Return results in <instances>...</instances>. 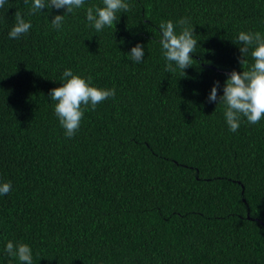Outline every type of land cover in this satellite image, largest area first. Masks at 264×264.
Returning a JSON list of instances; mask_svg holds the SVG:
<instances>
[{
	"label": "trees",
	"instance_id": "trees-1",
	"mask_svg": "<svg viewBox=\"0 0 264 264\" xmlns=\"http://www.w3.org/2000/svg\"><path fill=\"white\" fill-rule=\"evenodd\" d=\"M127 2L100 32L86 10L102 0L60 31L51 20L66 9L0 7V184H12L0 195V264H22L9 240L30 246L32 264H264V119L241 117L231 132L225 106L208 100L243 71L238 34L264 35V0ZM16 11L32 28L10 39ZM181 18L198 45L185 74L169 73L159 25ZM137 43L140 64L127 56ZM65 69L116 90L72 138L49 97Z\"/></svg>",
	"mask_w": 264,
	"mask_h": 264
},
{
	"label": "clouds",
	"instance_id": "clouds-1",
	"mask_svg": "<svg viewBox=\"0 0 264 264\" xmlns=\"http://www.w3.org/2000/svg\"><path fill=\"white\" fill-rule=\"evenodd\" d=\"M6 0H0L3 7ZM25 5L28 0H24ZM85 0H32L28 15L42 12L43 9H66L63 15H55L51 25L57 31L62 30L65 17L74 14L76 9L84 7ZM103 6H89L86 10L88 25L97 32L106 26L112 27L117 13H127L132 10L127 0H102ZM14 26L9 31L10 39H18L26 35L32 28L30 20H26L20 11L14 13ZM179 27V32L177 28ZM161 33V50L166 60L165 71L174 73L177 68L185 74V69L193 66V56L198 41L194 38V26L189 18H181L174 23L172 20L162 21L159 25ZM239 47L238 62L243 71L233 70L225 80L223 95L218 97L219 81H216L208 96L209 102H217L225 106L224 117L231 132H236L241 123V117L249 124H257L264 119V35L260 32L241 31L233 41ZM251 49V51H250ZM127 56L136 64L144 60V46L137 43ZM251 57V64L249 63ZM175 64V67L173 66ZM62 86L50 90L49 97L57 103L54 113L65 136L72 138L80 128L84 112L95 110L96 106L108 98H114L115 88L100 89L91 86V77L87 80L74 75L71 69H65ZM12 190L11 181L0 184V195H7ZM11 258H18L22 264H32V249L28 244L9 240L4 249Z\"/></svg>",
	"mask_w": 264,
	"mask_h": 264
}]
</instances>
